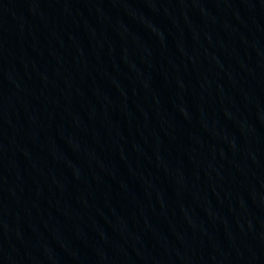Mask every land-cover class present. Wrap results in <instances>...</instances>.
<instances>
[{"label": "water", "instance_id": "water-1", "mask_svg": "<svg viewBox=\"0 0 264 264\" xmlns=\"http://www.w3.org/2000/svg\"><path fill=\"white\" fill-rule=\"evenodd\" d=\"M25 264H264V0L121 131Z\"/></svg>", "mask_w": 264, "mask_h": 264}]
</instances>
